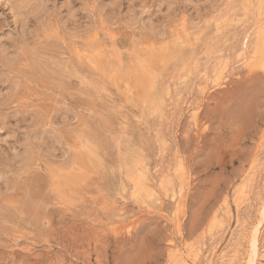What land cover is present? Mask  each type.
Instances as JSON below:
<instances>
[{
    "label": "rangeland",
    "instance_id": "obj_1",
    "mask_svg": "<svg viewBox=\"0 0 264 264\" xmlns=\"http://www.w3.org/2000/svg\"><path fill=\"white\" fill-rule=\"evenodd\" d=\"M262 23L264 0H0V264H243L264 200Z\"/></svg>",
    "mask_w": 264,
    "mask_h": 264
},
{
    "label": "bare ground",
    "instance_id": "obj_2",
    "mask_svg": "<svg viewBox=\"0 0 264 264\" xmlns=\"http://www.w3.org/2000/svg\"><path fill=\"white\" fill-rule=\"evenodd\" d=\"M249 7V6H248ZM261 10V9H260ZM242 14V13H241ZM254 15V14H253ZM217 21V20H216ZM261 21V20H260ZM227 24V23H226ZM257 36L255 38V49H254V56L250 57L253 58V60H250L249 62L254 66H262L264 67V23L259 25V28H257ZM241 31V30H240ZM249 32V31H248ZM248 35V34H247ZM246 40V39H245ZM183 42L186 44L190 43V38L189 36L186 35V37L183 38ZM244 42V41H243ZM87 47V46H86ZM229 51V50H228ZM160 57L162 58V56L160 55ZM148 62V61H147ZM155 63V62H154ZM156 63H158L156 61ZM149 64V63H148ZM147 65V63H146ZM149 65H147L148 67ZM150 67V66H149ZM221 69V68H220ZM226 69V68H225ZM156 70V69H155ZM148 69H141V70H137L135 72H137V75L135 76L136 81H137V85L140 86V88L146 90L147 88H150L151 84H152V79H150L149 75H148ZM200 71V70H199ZM216 71V70H215ZM224 73V68L222 71L219 72V78H222L221 74L223 75ZM120 79V78H119ZM206 79V78H205ZM186 81V80H185ZM181 83V82H180ZM214 84V83H213ZM215 86V85H214ZM123 88V87H122ZM126 88V87H125ZM216 88V87H215ZM212 90V89H211ZM161 91V90H160ZM174 93V92H173ZM185 96V95H184ZM159 97V96H158ZM158 104V103H157ZM155 105V104H154ZM158 107V105H156ZM163 118V117H162ZM139 119V118H138ZM132 146V145H131ZM135 155V154H134ZM257 159V158H256ZM182 163V162H181ZM263 167V166H262ZM261 168V167H260ZM182 169V168H181ZM140 172V171H139ZM174 172V171H173ZM141 173V172H140ZM62 174V173H61ZM142 175V174H140ZM64 179L66 181H70V177L66 174L63 175ZM144 177V176H143ZM143 177L139 176L138 180L141 182L142 180H145ZM156 177V176H155ZM183 177V176H182ZM62 178V175H61ZM143 178V179H142ZM63 179V180H64ZM177 179V178H176ZM180 179V178H179ZM184 179V178H183ZM61 180V179H60ZM64 180V181H65ZM185 182V181H184ZM155 183V182H154ZM153 183V184H154ZM183 183L180 184V186L178 187V189L174 192V197L175 198V213H176V224L179 227L180 226V211L182 206L184 205L185 202V186L182 185ZM120 185V184H119ZM186 185V184H185ZM154 186V185H153ZM139 187V186H138ZM188 187V186H187ZM132 188V187H131ZM142 191H143V197L149 198V199H155V192L154 190L150 187V185L148 184H142L141 187ZM138 189V188H137ZM155 189V188H154ZM176 189V188H175ZM134 190V189H133ZM241 192V191H240ZM239 192V193H240ZM243 192V191H242ZM245 192V191H244ZM137 193V192H136ZM236 194V193H235ZM259 196V195H258ZM133 197V196H132ZM258 199V198H257ZM261 199V198H260ZM133 200V199H132ZM138 200V199H137ZM225 200V199H224ZM240 200V199H239ZM154 201V200H153ZM227 201V200H226ZM225 201V203H226ZM152 203V202H151ZM231 203V202H230ZM140 205V204H139ZM147 205V204H146ZM221 205V204H220ZM227 205V204H226ZM240 202H236L235 206L239 207ZM229 208V206H228ZM250 208V207H249ZM172 209V208H171ZM183 210H184V206H183ZM126 211V210H125ZM170 212V211H169ZM224 214V213H223ZM244 219V218H243ZM256 220V219H255ZM182 221V220H181ZM134 224V223H133ZM210 224V223H209ZM253 229H251V233L249 237V251L247 254V258H245V262L243 264H256V258L259 256V243H260V236L262 233V229L264 226V200L262 201L261 205H260V209H259V216L256 220L255 223H253ZM123 225V224H122ZM240 225V224H239ZM176 227V226H175ZM236 233V232H234ZM182 235V234H181ZM238 236V235H237ZM243 237V236H242ZM241 237V238H242ZM218 240V239H217ZM232 240V239H231ZM240 240V239H239ZM203 241V240H202ZM212 241V240H211ZM246 241V240H245ZM172 243V242H171ZM182 243V242H181ZM172 245V244H171ZM235 246V245H234ZM248 246V245H247ZM198 249V248H197ZM237 249V248H236ZM248 249V248H247ZM209 250V249H208ZM214 250V249H213ZM237 252V251H236ZM241 252V251H240ZM174 264H198V253H188L187 256H185L184 254H182L179 249H174ZM185 253V252H183ZM187 253V251H186ZM239 253V252H238ZM216 254V253H215ZM215 254L213 256H215ZM226 255V254H225ZM236 255V254H235ZM201 257V256H200ZM226 258V256H224ZM238 257V256H237ZM236 257V258H237ZM230 259V258H229ZM238 259V258H237ZM223 260V259H222ZM232 261L229 262V264ZM236 262V260L234 261V263ZM212 263V260L210 259V262ZM208 263V264H209ZM222 264H224V261L221 262ZM200 264V263H199Z\"/></svg>",
    "mask_w": 264,
    "mask_h": 264
}]
</instances>
